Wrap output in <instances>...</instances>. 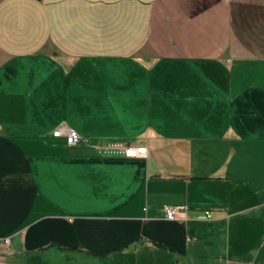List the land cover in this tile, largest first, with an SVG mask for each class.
Here are the masks:
<instances>
[{
  "label": "crops",
  "instance_id": "obj_1",
  "mask_svg": "<svg viewBox=\"0 0 264 264\" xmlns=\"http://www.w3.org/2000/svg\"><path fill=\"white\" fill-rule=\"evenodd\" d=\"M263 221L264 0H0V264H264Z\"/></svg>",
  "mask_w": 264,
  "mask_h": 264
},
{
  "label": "built area",
  "instance_id": "obj_2",
  "mask_svg": "<svg viewBox=\"0 0 264 264\" xmlns=\"http://www.w3.org/2000/svg\"><path fill=\"white\" fill-rule=\"evenodd\" d=\"M55 137H65L69 145H76L80 142L86 141L77 130L69 127H59L53 131ZM99 151L105 155H123L125 157H144L148 154L147 146H136L121 141L110 142L103 147L98 148ZM166 216L170 220H185L187 219V206H166ZM208 218L212 217L210 210L206 211ZM14 250L12 248V237L6 236L0 238V256L12 255Z\"/></svg>",
  "mask_w": 264,
  "mask_h": 264
},
{
  "label": "rangeland",
  "instance_id": "obj_3",
  "mask_svg": "<svg viewBox=\"0 0 264 264\" xmlns=\"http://www.w3.org/2000/svg\"><path fill=\"white\" fill-rule=\"evenodd\" d=\"M261 225H263V226H264V221L261 223Z\"/></svg>",
  "mask_w": 264,
  "mask_h": 264
}]
</instances>
